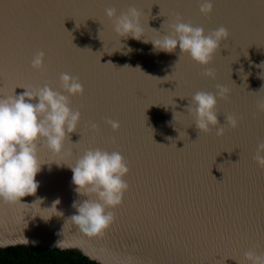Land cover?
<instances>
[{
	"label": "water",
	"instance_id": "water-1",
	"mask_svg": "<svg viewBox=\"0 0 264 264\" xmlns=\"http://www.w3.org/2000/svg\"><path fill=\"white\" fill-rule=\"evenodd\" d=\"M200 2L0 0V96L46 83L68 95L61 73L84 89L70 96L81 118L63 153L40 146L36 193L0 200V248L77 249L99 264H250L246 251L264 254V168L254 160L264 142V0H211L208 15ZM108 7L140 10L141 38L120 37ZM177 14L205 35L228 30L208 65L180 55L179 44L171 53L153 44L171 34ZM38 51L43 71L31 65ZM217 84L230 89L227 100L217 97L220 136L215 127L200 131L187 110L197 91L215 93ZM90 148L119 151L129 168L122 203L110 209L115 219L96 236L72 219L88 197L75 190L71 167Z\"/></svg>",
	"mask_w": 264,
	"mask_h": 264
},
{
	"label": "clouds",
	"instance_id": "clouds-1",
	"mask_svg": "<svg viewBox=\"0 0 264 264\" xmlns=\"http://www.w3.org/2000/svg\"><path fill=\"white\" fill-rule=\"evenodd\" d=\"M212 8L211 0H201L202 14L208 15ZM105 13L113 20L114 31L120 37L130 35L139 40L143 35L142 12L136 7H129L120 15H117L115 7H108ZM170 28V35L152 40L155 47L171 53L179 44L180 55L187 53L201 65H208L221 41L229 37L224 26L205 35L203 27L183 22L179 14ZM44 58V51L36 52L31 60L32 67L43 71ZM203 75L215 78L216 74L213 69L206 68ZM59 79L60 88L68 95L46 83L32 90L25 88L26 91L19 95L0 96V200L5 203H16L19 198L36 193L39 185L35 177L43 164L39 157L41 144L50 152L61 154L68 134L78 127L81 113L79 109L70 107V96L83 95V85L78 76L68 73H61ZM216 88L215 93L197 91L191 98L195 107L189 106L187 110L194 116L200 131L208 132L215 127L216 135L220 136L225 126L219 124L217 97L227 100L230 89L221 84ZM36 98L38 102H32ZM257 107L264 112V100L258 101ZM225 120L228 126L237 127L235 115L228 114ZM106 122L113 130L119 128L118 121L108 119ZM90 127L99 130L94 122H90ZM254 160L264 168V142L258 144ZM71 170L72 181L77 186L75 190L88 197L82 203L74 204L79 214L72 219L85 234L103 235L115 219L110 209L122 203L129 187L123 179L129 172L127 160L119 151L90 148L76 160ZM244 256L250 264H264V254L249 250Z\"/></svg>",
	"mask_w": 264,
	"mask_h": 264
},
{
	"label": "trees",
	"instance_id": "trees-1",
	"mask_svg": "<svg viewBox=\"0 0 264 264\" xmlns=\"http://www.w3.org/2000/svg\"><path fill=\"white\" fill-rule=\"evenodd\" d=\"M0 264H99L77 249L16 245L0 248Z\"/></svg>",
	"mask_w": 264,
	"mask_h": 264
},
{
	"label": "snow or ice",
	"instance_id": "snow-or-ice-1",
	"mask_svg": "<svg viewBox=\"0 0 264 264\" xmlns=\"http://www.w3.org/2000/svg\"><path fill=\"white\" fill-rule=\"evenodd\" d=\"M117 264H119V262H117Z\"/></svg>",
	"mask_w": 264,
	"mask_h": 264
}]
</instances>
